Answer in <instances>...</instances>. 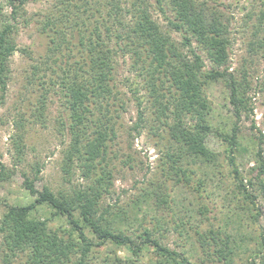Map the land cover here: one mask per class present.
<instances>
[{"label": "trees", "instance_id": "1", "mask_svg": "<svg viewBox=\"0 0 264 264\" xmlns=\"http://www.w3.org/2000/svg\"><path fill=\"white\" fill-rule=\"evenodd\" d=\"M28 1L5 0L12 10L11 19L17 20ZM157 3L164 14L171 13L167 17L169 29L153 17L148 0H58L46 15L41 31L50 40L49 48L33 66V77L41 80L49 76L40 84L43 89L49 84L48 93L56 88L55 94L61 96L68 113L72 142L63 170L70 175L76 164H81L83 178L91 183L72 192H55L49 186L40 190L36 182L41 168L35 167L33 178L25 173L23 186L35 199L25 206L5 204L7 211L0 222V237L8 250L5 264H12L20 256L26 258L25 264H91L95 254L108 246L124 251V255L112 257L109 252L105 264H208L209 259L211 264H238L241 246L227 227L202 230L196 225L197 243L206 255L205 261L195 258L191 250L178 251L163 243L156 233L159 230L163 234L169 221L153 217L156 228H150L145 226L147 214L142 220L134 215L139 225L135 230L129 229L125 226L130 218L127 211H114L110 205H103L113 188L110 147L117 137L119 109L125 104L116 83L120 58H129L131 69L145 80L157 108V120L165 124L170 136L171 146L165 158L180 178L190 182L192 163L215 168L212 178L216 177L220 154L211 150L208 141L217 135L229 145V162L239 191L254 207L258 196L249 193L247 186L264 197L263 149H259L255 160L257 175L245 185L233 157L238 146L237 125L226 134L216 131L213 124L208 92L214 83L225 84L236 118L249 109V72L229 71L230 25L207 1ZM17 30L15 22L0 20V107L5 101L12 57L20 50L14 37ZM170 30L179 32L183 41L174 40ZM249 47L255 53L264 52V37L250 42ZM202 54L211 69L206 68ZM137 84L133 82L134 86ZM45 105V101L41 102L42 109ZM144 119L142 113L136 130L142 128ZM22 143H15L21 153ZM8 174L6 165L0 162V183ZM198 185L195 191L203 197L208 190L207 179ZM163 189L156 186L146 192V198H156L157 207L172 208L178 197ZM43 206L53 210L54 217L65 219L67 226L54 229L50 219L38 218L36 213ZM139 207L137 204L136 209ZM204 210L207 207H199L200 215H204ZM184 226V222L176 223V229L182 228L188 235ZM179 232L183 236V231ZM259 257L252 254L245 264H258Z\"/></svg>", "mask_w": 264, "mask_h": 264}, {"label": "rangeland", "instance_id": "2", "mask_svg": "<svg viewBox=\"0 0 264 264\" xmlns=\"http://www.w3.org/2000/svg\"><path fill=\"white\" fill-rule=\"evenodd\" d=\"M202 1H207L220 11L230 25L232 47L229 71L249 72L248 80L252 88L248 94L249 109L243 110L239 119L234 116L223 82L212 84L208 92L213 104L216 131L230 134L236 125L239 129L238 146L233 157L244 184L249 185V180L257 175L254 170L257 152L260 148L264 151V52L255 53L249 47L250 42L264 37V0ZM56 2L58 0H29L17 15V20H14L11 19L10 6L5 0H0V20L9 19L17 24L14 37L20 49L12 57L5 101L0 107V162L6 165L9 173L0 183V222L7 211L5 204L25 206L34 201L35 197L24 188L23 182L25 173L34 177L37 166L41 168L36 182L40 190L49 186L55 192H72L91 183L83 178L81 164H76L70 175L63 170L66 151L72 142L68 113L61 96L55 94L56 88L48 93L49 84L45 89L40 84V81H47L49 76L45 75L41 80L33 77V66L40 56L48 52L50 42L47 34L41 31L42 22H45L46 15ZM148 2L153 17L165 29H169L167 17L171 16L170 11L164 14L157 0ZM258 29H262L259 35ZM170 33L178 43L183 41L179 32L170 30ZM24 49L26 52H23ZM202 55L206 68L211 69L205 54ZM133 82L138 83L137 86ZM116 83L125 104L119 109L117 137L110 147L109 168L113 171V188L111 194L104 198L103 205H110L114 211H127L130 218L125 226L129 229L133 227L135 230L139 225L134 215L142 220L147 214L145 226L150 228H156L153 217L169 221L166 226L168 230H164L163 234L159 230L156 233L163 243L178 251L191 250L195 258L200 257L205 261L206 255L197 243L196 225L202 230L227 227L241 246L237 263L245 264L251 260L252 254H258V264H264V197L247 186L249 193L258 196L254 207L236 187L238 181L229 162V145L217 135H212L208 145L220 154L219 173L216 172V177L212 178L214 171H217L215 168L192 163L189 166L193 171L189 173L191 180L187 182L176 174L171 161L165 158L171 146L168 130L164 123L157 120V108L153 106L146 82L131 69L129 58L119 59ZM43 101L46 102L44 109L41 108ZM142 113L145 121L142 128L136 130ZM20 121L23 126H20ZM169 121L173 122L172 119ZM18 140L23 142L22 153L15 146ZM19 156L22 158L19 159ZM203 179H207L208 190L203 197H199L195 190ZM158 185L178 197L177 204L172 208L157 207L156 198H146V192ZM137 204L140 205L139 209H136ZM200 206L207 207L204 215H200ZM52 214L53 210L43 206L36 216L50 219L49 224L54 229L67 226L65 219ZM180 222H184L188 235L182 228L176 229V223ZM179 231H183V236ZM109 252L112 257L124 255V251L114 246L104 247L95 254L96 258L91 264H105L104 259ZM7 253L0 237V264H5ZM25 259L20 256L12 264H25ZM210 261L206 262L211 264Z\"/></svg>", "mask_w": 264, "mask_h": 264}]
</instances>
